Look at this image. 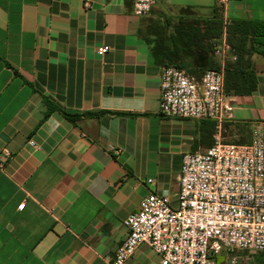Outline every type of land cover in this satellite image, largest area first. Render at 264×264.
Here are the masks:
<instances>
[{
  "label": "crops",
  "instance_id": "0c3cea01",
  "mask_svg": "<svg viewBox=\"0 0 264 264\" xmlns=\"http://www.w3.org/2000/svg\"><path fill=\"white\" fill-rule=\"evenodd\" d=\"M184 10L264 21V0H158L141 16L133 0H0V264H110L151 190L177 206L183 154L213 145L216 123L160 113L162 65L141 31ZM250 44L257 89L228 94L227 142L264 123V48ZM124 264L160 256L143 242Z\"/></svg>",
  "mask_w": 264,
  "mask_h": 264
},
{
  "label": "built area",
  "instance_id": "2783aa9c",
  "mask_svg": "<svg viewBox=\"0 0 264 264\" xmlns=\"http://www.w3.org/2000/svg\"><path fill=\"white\" fill-rule=\"evenodd\" d=\"M157 1L133 0V12L144 15ZM229 1L217 0L221 5ZM227 49L224 43L216 53L223 57ZM160 90L162 115L211 119L215 141L204 151L183 154L177 206L151 190L129 213L127 236L110 264H124L143 242L160 256V264H213L221 254L224 264H250L247 252L264 251V123L254 124L249 143L222 140V123L234 107L223 67L196 76L164 65ZM29 143L36 145L33 139ZM2 153L9 155L7 149Z\"/></svg>",
  "mask_w": 264,
  "mask_h": 264
},
{
  "label": "trees",
  "instance_id": "16d2710c",
  "mask_svg": "<svg viewBox=\"0 0 264 264\" xmlns=\"http://www.w3.org/2000/svg\"><path fill=\"white\" fill-rule=\"evenodd\" d=\"M184 11L188 14L180 16L175 23L152 22L141 31L145 40L153 44L155 60L162 66L184 68L193 75L218 69L216 47L227 31L231 51L224 62L225 91L231 95L253 93L257 89V71L247 55L259 49L252 44L247 46V41L252 37L264 48V21L239 19L225 25L218 11L209 18Z\"/></svg>",
  "mask_w": 264,
  "mask_h": 264
},
{
  "label": "rangeland",
  "instance_id": "374dc122",
  "mask_svg": "<svg viewBox=\"0 0 264 264\" xmlns=\"http://www.w3.org/2000/svg\"><path fill=\"white\" fill-rule=\"evenodd\" d=\"M250 137H252V132ZM223 140V139H222ZM224 141V140H223ZM225 142H227L225 140ZM248 256L250 257V264H264V251L263 252H247ZM226 256L221 254L217 257V259H213V264H224Z\"/></svg>",
  "mask_w": 264,
  "mask_h": 264
}]
</instances>
